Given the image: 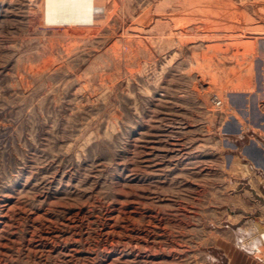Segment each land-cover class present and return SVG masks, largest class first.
<instances>
[{
	"label": "rangeland",
	"instance_id": "rangeland-1",
	"mask_svg": "<svg viewBox=\"0 0 264 264\" xmlns=\"http://www.w3.org/2000/svg\"><path fill=\"white\" fill-rule=\"evenodd\" d=\"M261 260L264 0H4L0 264Z\"/></svg>",
	"mask_w": 264,
	"mask_h": 264
},
{
	"label": "bare ground",
	"instance_id": "bare-ground-1",
	"mask_svg": "<svg viewBox=\"0 0 264 264\" xmlns=\"http://www.w3.org/2000/svg\"><path fill=\"white\" fill-rule=\"evenodd\" d=\"M3 2H4V0H0V15H1V11H2ZM90 2H91V1H90ZM90 2H89V3H90ZM89 3H87V4H89ZM89 6H90V5H89ZM87 7H88V6H87ZM92 8H93V6H92ZM92 8H91V9H92ZM87 9L90 11L89 8H87ZM95 9H97V7H96ZM32 10H33V9H32ZM98 10H99V8H98ZM89 11H88V12H89ZM94 11H96V10H94ZM99 11H100V10H99ZM92 12H93V11H92ZM92 12H91V13H92ZM93 13H94V12H93ZM103 13H104V12H103ZM91 15H92V14H90V16H91ZM84 16H85V15H84ZM102 16H103V15H102ZM105 16H106V15H105ZM95 17H96V16H95ZM95 17H93V18H95ZM93 18L91 19V17H90V18H89L90 20L88 19V21L93 20ZM65 19H69V18H65ZM82 19H83V18H81V20H82ZM81 20H80V21H81ZM95 20H96V19H95ZM70 22H71V23H74V21H73V22L70 21ZM71 43H72V42H71ZM69 48H70V47H69Z\"/></svg>",
	"mask_w": 264,
	"mask_h": 264
},
{
	"label": "crops",
	"instance_id": "crops-1",
	"mask_svg": "<svg viewBox=\"0 0 264 264\" xmlns=\"http://www.w3.org/2000/svg\"><path fill=\"white\" fill-rule=\"evenodd\" d=\"M261 263L264 264V260H261Z\"/></svg>",
	"mask_w": 264,
	"mask_h": 264
}]
</instances>
